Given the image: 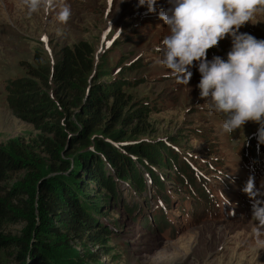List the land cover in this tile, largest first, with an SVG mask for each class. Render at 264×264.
<instances>
[{"label": "rangeland", "instance_id": "374dc122", "mask_svg": "<svg viewBox=\"0 0 264 264\" xmlns=\"http://www.w3.org/2000/svg\"><path fill=\"white\" fill-rule=\"evenodd\" d=\"M158 3L167 7L166 0ZM137 5L138 0H41L32 11L24 0H0V146L7 148L15 142L27 150L26 163L34 164L38 158L50 162L44 147L40 146L44 124L37 127L24 119L25 115L33 119L34 111L25 112L9 105L7 86L13 80H29L40 86L41 93H46L60 111V123L64 125L71 120L78 125L77 116L82 108L61 105L63 90L55 68L62 60V47L87 41L95 50V67L87 78L88 88L79 89L81 102L94 96L95 91L104 90L98 98L110 107L105 108L108 113L118 101L122 113L132 122L131 126L121 125L122 128L137 132L133 137L114 142L115 145L140 142L142 149L161 152V160L166 151L159 147L166 146L178 154L179 161L183 159L199 172L226 178L227 173L220 174L221 169L239 175L236 143L222 131L223 114L209 113L199 96L198 67L191 69L193 76L188 86L178 84L167 75L170 70L156 62L160 53L155 49L170 34L169 29L159 17V7L156 13H149L146 6ZM65 11L68 16L62 19ZM240 31L264 39V14H255ZM231 47V37L224 38L208 50V59L219 55L227 60ZM34 71L40 75L31 74ZM120 86L126 94L121 100L117 99ZM75 152L62 154L71 169L76 164ZM131 160L138 162L145 183L128 182L117 174L120 177L116 178L117 201L100 182L90 180L89 193L97 223L85 235L70 230L59 214L50 212L43 218L40 196L34 189L36 184L29 168L32 165L9 173L2 187L6 190L17 186L20 194L14 199L17 219L4 227L13 244L0 252V264L37 262L35 249L24 248V243L29 241L26 234L33 233V227L38 225L44 226V241L53 245V249L60 248L49 252L53 264L70 261L75 264H264V248L254 238L252 217H243L240 211L230 217L225 210L229 215L225 213V219L220 213L192 212L187 203H197V200L190 196L188 185L182 191L172 192L166 207L161 206L159 199L180 183L182 175L176 174L172 164L171 167L152 164L140 155ZM157 178L162 185L152 182ZM122 203L147 208L145 215L149 217L156 210L160 227L145 228ZM229 207L236 205L228 200L225 208ZM169 209L171 212L166 211ZM170 213L173 221L169 219ZM32 221L36 223L33 226ZM45 224L56 227L57 232L48 231Z\"/></svg>", "mask_w": 264, "mask_h": 264}, {"label": "trees", "instance_id": "16d2710c", "mask_svg": "<svg viewBox=\"0 0 264 264\" xmlns=\"http://www.w3.org/2000/svg\"><path fill=\"white\" fill-rule=\"evenodd\" d=\"M61 51L62 60L55 68L56 77L63 90L60 103L64 108H82L77 116L78 125L71 120L66 121L64 125L60 123L62 117L60 111L46 93H41L40 86L29 80H13L7 86L9 105L17 106L25 112L34 111L33 119L29 118V115H25L24 119L31 121L37 127L44 124L43 134L40 135V146L44 147L50 162L38 158L34 164L26 163L25 160L29 155L27 150L19 147L15 142H11L7 148L0 146V252L13 244L12 238L4 233V227L17 219V205L14 199L20 194L19 187L14 186L5 190L2 183L9 173L25 169L28 164L32 165L29 168L32 170L31 177L36 184L34 189L38 190L40 196V210L45 214L43 218L46 219L50 212L59 214L61 221L67 224L70 230L80 231L84 235L90 234L97 223L95 211L92 210L95 207H92L94 201L89 193L90 180L100 182L102 187L111 191L116 198L115 201L119 198V191H117L119 183L116 178L121 177L120 179L135 183L138 181L144 185V176L139 170L138 162L134 163L131 160L133 157L140 155L152 164L165 167L172 164L176 167V174H183L184 177L194 181L191 173L193 167L185 163L183 159L179 161L178 154L170 147H159H163L166 151L165 158L161 160V152L157 154L146 147L142 149L140 142H121L115 145L114 142L137 134L122 128L121 125L131 126L132 122L130 117L124 116L118 101L111 106L112 109L108 113L105 108L110 107L98 98L105 93L100 89L95 91L94 96L91 95L85 102H81L82 92L79 89L84 86L88 88L87 78L95 67L94 47L87 41H80L74 47H62ZM31 74L40 75L36 71ZM123 86L126 89L127 86L125 84ZM123 86H120L117 91L119 100L126 97ZM46 119H48L47 122H45ZM70 151L77 153L76 164L72 169L69 161L62 157L63 152L67 156ZM149 170L154 173L153 169ZM173 171L175 172L174 168H172ZM180 179L182 180V177ZM152 182L162 185L160 178L153 179ZM122 204L128 213L135 217L134 209L137 205L131 207ZM34 224L36 223L33 222L32 226ZM46 226L49 228V225ZM33 228V233L26 234L29 241L28 244L24 243V248L35 249L34 254L37 258L35 264H53L49 256L53 245L44 241L45 233L42 234L44 226L38 225ZM56 230V227L50 225L48 231L57 232ZM38 248L42 250L39 251ZM53 250L59 251L60 248ZM68 264L75 263L70 261Z\"/></svg>", "mask_w": 264, "mask_h": 264}, {"label": "clouds", "instance_id": "9594fccd", "mask_svg": "<svg viewBox=\"0 0 264 264\" xmlns=\"http://www.w3.org/2000/svg\"><path fill=\"white\" fill-rule=\"evenodd\" d=\"M35 11L41 0H24ZM138 0V7H147L165 22L170 34L156 47L159 65L178 84L189 85L192 68L198 67L201 79L196 87L209 113L223 114L222 131L232 134L248 121L259 127L258 145L264 144V39H257L240 29L264 12V0ZM68 12L61 14L66 19ZM231 37L232 47L227 60L215 55L208 59V50ZM198 62V64H194ZM252 200V229L257 245L264 248V178L257 188L250 176L242 189Z\"/></svg>", "mask_w": 264, "mask_h": 264}]
</instances>
